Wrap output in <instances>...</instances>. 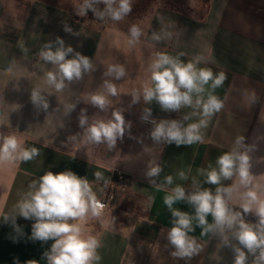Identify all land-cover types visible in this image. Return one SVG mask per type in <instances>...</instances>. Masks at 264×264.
<instances>
[{
  "label": "crops",
  "instance_id": "crops-1",
  "mask_svg": "<svg viewBox=\"0 0 264 264\" xmlns=\"http://www.w3.org/2000/svg\"><path fill=\"white\" fill-rule=\"evenodd\" d=\"M77 4L78 0H0V131L15 134L25 147L40 151L28 162L0 163V264H14L15 259L19 264L27 260L47 264L43 252L52 241L29 239L33 221L17 218L24 235L13 242L16 234L2 217L12 212L33 179L47 171L65 170L87 177L98 200L103 199L115 170L124 172L130 180L117 208L77 221L85 236L93 235L101 241L99 264H184L170 255L172 249L167 245L172 217L163 197L168 193L149 184L144 176L146 165L149 160H156L164 166L161 179L172 175L175 183L187 188L192 178L202 179L198 169L214 167L216 158L243 136L245 143L253 146L251 190L257 192L259 200H264V0H209L200 17L159 2L150 6L145 16L107 24L77 16ZM65 23L73 33L64 31ZM133 24L145 35L140 43L130 45L129 28ZM162 28L173 35L155 44L151 34ZM57 37L75 52L91 58L95 67V71L60 92L46 81L45 74L53 67L38 55L43 43ZM157 52H184L185 62L202 55L208 63L200 66L226 74L223 85L214 92L223 100L224 107L202 129V143L189 147L153 144L148 135L151 125L140 120L145 107L152 108L157 120L178 119L191 109L165 113L155 101L147 105L141 99L131 104V94L142 92L150 84L149 65ZM114 64L125 67L127 75L122 80L104 76L108 66ZM105 80L115 84L118 95L109 96V106L101 111L91 105L90 97L104 91ZM32 89H39L46 96V112L38 111L32 104ZM68 105L76 106L66 115ZM121 108L125 110V121L131 122L123 140H118L111 151L105 143H89L85 129L79 126L81 109H86L91 125L111 119L112 112ZM195 119L198 117L189 123ZM189 169V181H181L178 172ZM96 171L103 173V181H95ZM238 182L234 178L222 183L227 186ZM204 187L215 190L214 185ZM231 205L239 208L236 200ZM174 207L193 212L184 202ZM208 221L212 223L211 216ZM191 235L202 250L190 264H233V252L219 234L201 235L197 227Z\"/></svg>",
  "mask_w": 264,
  "mask_h": 264
},
{
  "label": "clouds",
  "instance_id": "clouds-1",
  "mask_svg": "<svg viewBox=\"0 0 264 264\" xmlns=\"http://www.w3.org/2000/svg\"><path fill=\"white\" fill-rule=\"evenodd\" d=\"M101 4L104 6L102 9L99 7ZM89 11L99 20L107 18L120 22L132 12V0H82L75 8V14L80 17L86 16ZM64 31L73 33L67 23L64 24ZM144 35L139 26L131 25L129 44L140 43ZM172 35V32L162 28L159 32L153 31L150 39L159 44ZM23 51L26 56L28 49ZM38 55L53 67L45 74L46 81L58 92L82 80L85 74L95 71L91 58L75 52L70 45L66 46L60 37L43 43ZM185 55L184 52L176 55L157 52L149 65L150 84H146L142 92L131 94L132 105L142 99L147 105L155 101L165 113L191 109L178 119L157 120L152 115L151 107L143 108L140 120L151 125L148 135L153 144L189 147L202 143V129H206L211 119L224 107L223 100L214 92L223 85L226 74L214 73L212 68L200 66L208 63L202 55H195L187 62L182 59ZM126 75V69L121 64L109 65L104 73V76L117 81ZM103 89L90 97L91 105L101 111L109 106V96L118 95L115 84L108 80L103 82ZM30 99L38 111L48 110L49 102L39 89H32ZM75 106H66V115ZM124 111L122 108L116 109L111 119L89 125L86 109H81L79 126L85 129L87 141L92 144L105 143L110 151L114 149L117 141H122L126 130L131 128V122L125 121ZM194 117L198 119L189 123ZM138 142L142 143V140L138 139ZM252 151L253 146L245 143V137H237L232 148L216 158L214 167L198 169L202 179L192 178L187 188L175 183L172 175L161 179L164 166L156 160L147 162L144 176L149 184L163 188L168 193L163 197V203L171 213L172 226L167 230L166 239L172 249L170 255L177 261L190 264L202 250L195 236L191 235L199 227L201 235L209 232L220 235L223 244L233 252V264H264V200H259L257 192L251 190ZM39 155L38 148L25 147L15 134L0 131V163L28 162ZM190 171L180 170L178 178L189 181ZM93 175L97 182L105 179L100 171ZM234 178H238V184L225 186L222 183ZM206 184L214 185L215 190L204 187ZM234 200L238 201L241 211L231 206ZM178 202L186 203L193 212L175 208ZM104 207L87 177L71 170L58 173L47 171L29 183L28 191L22 194L11 213L3 215L2 220L16 234L13 242L24 235L17 218L33 221L29 239L41 243L52 241L50 248L43 252L47 264H99L101 241L93 235L85 236L77 221L86 220L89 216L99 217ZM247 213L254 215L255 223L245 220L244 214ZM209 216L212 223L208 221ZM14 264H19V260L15 259ZM24 264H38V261L27 260Z\"/></svg>",
  "mask_w": 264,
  "mask_h": 264
},
{
  "label": "rangeland",
  "instance_id": "rangeland-1",
  "mask_svg": "<svg viewBox=\"0 0 264 264\" xmlns=\"http://www.w3.org/2000/svg\"><path fill=\"white\" fill-rule=\"evenodd\" d=\"M156 1V3L154 2ZM204 1V4H201L202 3V0H187V3L185 4V9L186 10H189L191 11L192 13L193 12H199V14L203 15L204 12L206 11V7L205 6V3L208 1V0H203ZM82 2V0H78V6L79 4ZM166 3L165 0H132V12L126 17V20L129 18V21L130 19H133V18H138L140 16H145L146 14H148V8L150 6H154L155 4L157 5V3ZM173 2V0H172ZM99 7H104L102 4L99 5ZM182 8V7H180ZM183 9V8H182ZM88 16V19L90 20H93L95 23H103V24H107L109 23L111 20L110 19H104V20H99V19H94L95 16L93 15V13L91 11L88 12V14L86 15ZM93 18V19H92ZM89 20V21H90Z\"/></svg>",
  "mask_w": 264,
  "mask_h": 264
},
{
  "label": "built area",
  "instance_id": "built-area-1",
  "mask_svg": "<svg viewBox=\"0 0 264 264\" xmlns=\"http://www.w3.org/2000/svg\"><path fill=\"white\" fill-rule=\"evenodd\" d=\"M129 182L130 180L124 172L118 170L113 172L105 195L103 199L99 200L105 205L102 211L113 210L120 205L122 197L129 187Z\"/></svg>",
  "mask_w": 264,
  "mask_h": 264
},
{
  "label": "trees",
  "instance_id": "trees-1",
  "mask_svg": "<svg viewBox=\"0 0 264 264\" xmlns=\"http://www.w3.org/2000/svg\"><path fill=\"white\" fill-rule=\"evenodd\" d=\"M165 1H166V4L169 5L170 7H173L175 9H182L183 8L185 11H188V12L192 13L191 11L186 10L184 8L185 7V4L187 3V0H173V2H172V0H165ZM201 4H204V1L203 0H202V3ZM208 4H209V0L205 3V6L204 7H206V9H207ZM180 7H182V8H180ZM193 14H194V16H199V17L202 16L201 14H199V12H196V13L193 12ZM94 19H96V18H94ZM231 206L234 208V210L241 211L240 208L235 207L233 205H231ZM244 215H245V219H248V220H251L253 222H256V218L254 217V215L252 213H247V214H244Z\"/></svg>",
  "mask_w": 264,
  "mask_h": 264
}]
</instances>
